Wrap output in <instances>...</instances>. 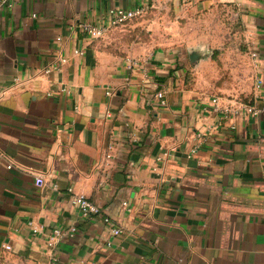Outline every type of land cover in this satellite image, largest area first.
<instances>
[{
	"label": "crops",
	"instance_id": "0c3cea01",
	"mask_svg": "<svg viewBox=\"0 0 264 264\" xmlns=\"http://www.w3.org/2000/svg\"><path fill=\"white\" fill-rule=\"evenodd\" d=\"M160 1L12 0L0 10V264H264V0H209L234 3L247 26L249 104L188 85L179 47L120 53L79 27ZM75 192L102 214L83 217ZM72 224L73 236L48 246Z\"/></svg>",
	"mask_w": 264,
	"mask_h": 264
},
{
	"label": "rangeland",
	"instance_id": "374dc122",
	"mask_svg": "<svg viewBox=\"0 0 264 264\" xmlns=\"http://www.w3.org/2000/svg\"><path fill=\"white\" fill-rule=\"evenodd\" d=\"M115 49L179 47L189 63L190 50L201 56L189 64L187 83L229 102L249 104L255 89L250 37L231 2L200 0L189 6L161 0L141 16L114 27L105 38Z\"/></svg>",
	"mask_w": 264,
	"mask_h": 264
},
{
	"label": "built area",
	"instance_id": "2783aa9c",
	"mask_svg": "<svg viewBox=\"0 0 264 264\" xmlns=\"http://www.w3.org/2000/svg\"><path fill=\"white\" fill-rule=\"evenodd\" d=\"M13 4L12 0H0V10L4 6H11ZM151 4L149 3H143L136 5L131 8H115V9H110L108 12L107 17H105L104 20L98 23H93L90 21H82L79 23V27L83 32H85L89 37L93 39H100V38H105L107 34L110 32V30L114 27L124 25L128 21L132 20L133 18H137L138 16H141L149 7ZM58 40H61L62 37L58 36ZM76 54H82L84 53L83 49H75L74 51ZM252 54H256V52H253ZM67 57L63 56L59 59L58 62H55L47 68H45V73H50L54 68H60L64 63H66ZM261 81L259 80L258 83ZM48 94H52V92H49ZM156 96L159 98L161 104H166L167 100L164 96V93L162 91H159ZM216 104L219 105V97H215L213 99ZM224 107V105H221ZM249 111L257 113L258 110L254 106H249L247 108ZM113 147H114V142H111L109 144V150L107 152V158H111L113 155ZM4 160V155L3 153L0 152V161ZM7 167L11 168L12 163L7 162ZM44 175L39 174L37 176V179H43ZM71 191L73 190L72 188L70 189ZM72 202L74 205L77 206L79 209L81 215L86 218H90L96 215H101L102 210L99 204H97L95 201L90 199L88 196L82 193H73L72 195ZM124 204H127L126 201H124ZM103 219L105 222L109 223L111 221L110 216H103ZM32 228L34 231L39 230V226L35 224H31ZM77 231V226L75 224H72L68 226L67 228L63 227H55L50 234L47 237V244L49 247H54L56 243L60 240V238L64 236H73L75 232ZM122 229L118 226L113 227V232L114 233H120ZM5 249H11L12 246L10 244H5L4 245Z\"/></svg>",
	"mask_w": 264,
	"mask_h": 264
},
{
	"label": "water",
	"instance_id": "95a60500",
	"mask_svg": "<svg viewBox=\"0 0 264 264\" xmlns=\"http://www.w3.org/2000/svg\"><path fill=\"white\" fill-rule=\"evenodd\" d=\"M200 56H201V52L199 50L193 49L189 51V58L192 64H195L200 58Z\"/></svg>",
	"mask_w": 264,
	"mask_h": 264
}]
</instances>
